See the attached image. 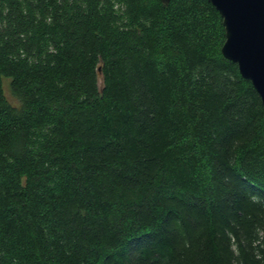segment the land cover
Returning <instances> with one entry per match:
<instances>
[{"label": "trees", "instance_id": "1", "mask_svg": "<svg viewBox=\"0 0 264 264\" xmlns=\"http://www.w3.org/2000/svg\"><path fill=\"white\" fill-rule=\"evenodd\" d=\"M224 39L208 0H0V264H264V107Z\"/></svg>", "mask_w": 264, "mask_h": 264}, {"label": "water", "instance_id": "2", "mask_svg": "<svg viewBox=\"0 0 264 264\" xmlns=\"http://www.w3.org/2000/svg\"><path fill=\"white\" fill-rule=\"evenodd\" d=\"M208 1L222 17V55L236 63L239 73L250 80L264 107V0Z\"/></svg>", "mask_w": 264, "mask_h": 264}, {"label": "rangeland", "instance_id": "3", "mask_svg": "<svg viewBox=\"0 0 264 264\" xmlns=\"http://www.w3.org/2000/svg\"><path fill=\"white\" fill-rule=\"evenodd\" d=\"M8 79L7 78H5L4 79V88H5V93H6V96L11 100V101H14V99H13V97L11 96V94H10V92H9V90H8Z\"/></svg>", "mask_w": 264, "mask_h": 264}]
</instances>
